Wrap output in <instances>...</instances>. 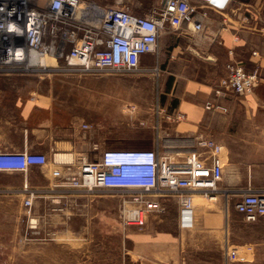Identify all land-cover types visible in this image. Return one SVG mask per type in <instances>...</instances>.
Instances as JSON below:
<instances>
[{
	"label": "built area",
	"instance_id": "obj_1",
	"mask_svg": "<svg viewBox=\"0 0 264 264\" xmlns=\"http://www.w3.org/2000/svg\"><path fill=\"white\" fill-rule=\"evenodd\" d=\"M208 11L190 0H164L144 15H132L122 8L102 7L89 0H0V74L53 70L100 76L138 75L148 71L142 59L156 54L159 38L166 29L179 31L187 26L195 32L204 28ZM249 24L251 19L242 18ZM232 53V52H230ZM257 55L256 52L253 53ZM51 56L56 65L41 66L32 57ZM227 75L215 86L218 97L252 94L260 80V68L247 70L230 61ZM158 76V69L154 68ZM206 110L228 112L212 101ZM131 109V108H130ZM158 114L169 125L182 122L186 115L170 113L161 106ZM83 129L92 125L84 123ZM158 139L150 149L109 148L94 159L76 158L58 162L52 175L54 189L86 195H109L119 199V221L124 231H143L154 216L164 215L167 204L176 202L177 222L183 231L196 226L194 195L213 200L222 192L224 146L205 137H163L159 118L153 122ZM169 135V134H166ZM49 157L34 152H0V172L27 173L32 166L45 167ZM25 189L28 186L25 184ZM3 191L0 190V195ZM236 210L247 221L264 220V193L248 186L237 192ZM37 195L28 191L23 204L29 229H37L32 208ZM248 262V252L228 245L224 264Z\"/></svg>",
	"mask_w": 264,
	"mask_h": 264
},
{
	"label": "crops",
	"instance_id": "obj_2",
	"mask_svg": "<svg viewBox=\"0 0 264 264\" xmlns=\"http://www.w3.org/2000/svg\"><path fill=\"white\" fill-rule=\"evenodd\" d=\"M89 1L102 7L122 8L132 15H144L153 6L161 5L164 0ZM190 2L208 11L203 30L195 32L187 26L176 32L166 29L160 35L157 53H149L143 57L142 65L148 71L142 73L156 75L151 70L158 69L156 77L159 86L168 97L163 100L162 106L170 113L181 112L186 115L184 121L172 126L176 137L202 136L224 146V174L221 183L245 186L240 189L241 191L251 186L254 190L264 193V0H229L224 9H219L206 0ZM244 17L251 19L249 24L242 21ZM254 52L257 55H254ZM230 61L241 63L247 70H253L257 66L260 68L261 80L252 94L228 95L225 98L215 94L214 88L227 75L226 66ZM28 88L30 120L27 129L0 134V152L43 153L49 157V163L45 167L32 166L27 173L0 172V190L3 191L0 201H24L28 191H32L37 195L34 198L33 215L50 217L51 223L54 220L55 224H60L62 232H70V220L79 207L71 209V212L64 204L82 198L93 202L94 200L90 198L97 195L54 189L52 173L60 167L53 161L54 152L62 145L67 148L65 150L67 153L72 152L76 158L87 157L91 160L113 147L103 138H94L95 128L90 119L68 118L61 131V140H58V134L52 131V123L50 127H46L47 125L39 127L37 124L32 126V103L47 107L53 104L55 98L32 97V73L29 76ZM207 101L222 104L229 111L226 113L220 110H206L204 105ZM84 123L92 125L93 128L83 129ZM166 129L169 128L163 126L162 133ZM25 184L28 190L25 189ZM226 197L227 208L223 211V217L202 202L201 223L196 229L189 232L181 230L176 213L175 222L179 233L157 231L149 223L142 231L140 244L129 245L136 249V254L147 261L146 264L164 262L187 264L190 262L191 254L198 256L207 254L209 250L207 245L211 244L200 243L218 239L223 256L228 245L237 246L251 253L253 258L248 262L256 264L264 244L247 237L236 236L234 230L236 219L242 216L244 222L247 220L235 208L238 195L232 196L236 198L235 202L233 198L229 200L230 195ZM46 202L63 204L52 209L54 213L52 211L48 214L41 213V204ZM92 206L94 207L93 204L89 205ZM76 215L84 217L83 213L77 212ZM213 221H217V225H212ZM225 221L227 224L224 230ZM247 223L254 224L250 221ZM182 233L189 234V237L195 236L199 244H183ZM12 234L14 235V232ZM104 246L105 244H100V248ZM204 262L206 261L195 263Z\"/></svg>",
	"mask_w": 264,
	"mask_h": 264
},
{
	"label": "rangeland",
	"instance_id": "obj_3",
	"mask_svg": "<svg viewBox=\"0 0 264 264\" xmlns=\"http://www.w3.org/2000/svg\"><path fill=\"white\" fill-rule=\"evenodd\" d=\"M63 68L64 64L59 62L53 70L32 72V97L55 98L53 104L47 107L32 103V126L37 124L39 127L46 125L50 127L52 123V131L58 134L57 139L61 140V131L68 118H85L92 120L95 128L94 138H103L113 148L150 149L158 139V132L153 127V122L158 117L162 127L169 128L166 129V134L169 135L162 134L160 139L175 137L172 130L174 124L167 125L158 114L157 107L164 108L162 102L168 97L160 88L156 75L107 73L92 76L59 70ZM30 73L0 74V134L27 129L30 120L27 104L30 96L28 88ZM65 150L67 148L60 145L54 154L66 152ZM243 187L245 186H231L222 182L219 185L222 192L218 194L216 200L194 197L196 209L194 229L201 223L202 202L223 217V211L227 208L226 196L230 195L231 200ZM235 199L233 198L234 202ZM90 200L94 201L82 198L64 204L69 211L79 207L78 214H84V217H79L74 211L76 214L70 220V232H62L60 224H55L54 220L51 223L50 217L43 218L44 215L34 216L38 220L37 229H29L24 201H0V264H146L147 261L136 254V249L129 245L140 244L143 232L136 228H129L127 231L121 228L119 199L102 194ZM61 204L63 203L46 202L41 204L40 211L46 214L49 211L54 213L52 209ZM92 204L94 207H89ZM177 207L176 202L170 201L167 204V212L161 216H154L149 225L157 231L179 233L175 222ZM236 221L234 229L236 236L247 237L264 244L262 218L254 221V224L244 222L242 216ZM215 224L217 225V221L212 222V225ZM226 224L227 221L224 222L223 228H226ZM182 238L184 239H180L183 240V244H199L195 236L189 237V234L182 233ZM100 244L105 246L100 248ZM200 244H211L207 245L209 246L207 254L202 256L191 254L190 262L187 264H196L197 261H206L202 264H223L224 256L218 239ZM240 252L242 254L247 251L240 248ZM259 253L256 264H264V245ZM249 256L253 258L251 253ZM247 264L254 263L251 261Z\"/></svg>",
	"mask_w": 264,
	"mask_h": 264
},
{
	"label": "bare ground",
	"instance_id": "obj_4",
	"mask_svg": "<svg viewBox=\"0 0 264 264\" xmlns=\"http://www.w3.org/2000/svg\"><path fill=\"white\" fill-rule=\"evenodd\" d=\"M32 62L41 66H55L56 65V60L51 57V56H45V57H37V56H33L32 57ZM56 160L58 162H73L75 160V155L71 152V153H67V152H58L56 153ZM199 196V195H194V197ZM202 197V196H199ZM217 198H213V200H216Z\"/></svg>",
	"mask_w": 264,
	"mask_h": 264
},
{
	"label": "water",
	"instance_id": "obj_5",
	"mask_svg": "<svg viewBox=\"0 0 264 264\" xmlns=\"http://www.w3.org/2000/svg\"><path fill=\"white\" fill-rule=\"evenodd\" d=\"M206 1H208L211 5L219 9H224L229 0H206Z\"/></svg>",
	"mask_w": 264,
	"mask_h": 264
}]
</instances>
